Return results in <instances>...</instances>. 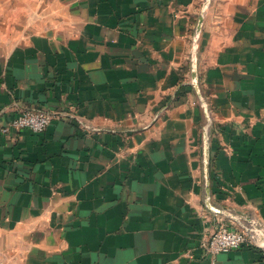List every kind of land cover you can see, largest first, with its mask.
<instances>
[{"label": "crops", "instance_id": "crops-1", "mask_svg": "<svg viewBox=\"0 0 264 264\" xmlns=\"http://www.w3.org/2000/svg\"><path fill=\"white\" fill-rule=\"evenodd\" d=\"M0 264H264V0H0ZM7 126V125H5ZM251 244L205 256L219 228Z\"/></svg>", "mask_w": 264, "mask_h": 264}, {"label": "built area", "instance_id": "built-area-1", "mask_svg": "<svg viewBox=\"0 0 264 264\" xmlns=\"http://www.w3.org/2000/svg\"><path fill=\"white\" fill-rule=\"evenodd\" d=\"M52 120V114L46 111L24 110L8 124H4L0 117V131L7 133L12 130L18 132L27 129L40 134L47 130ZM249 233L250 231L247 230L219 228L203 243L205 256L214 257L249 246L251 244Z\"/></svg>", "mask_w": 264, "mask_h": 264}]
</instances>
